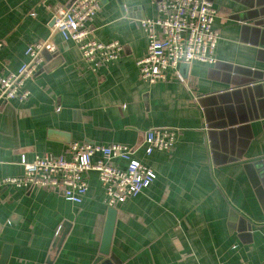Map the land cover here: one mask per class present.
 <instances>
[{
    "label": "crops",
    "instance_id": "crops-1",
    "mask_svg": "<svg viewBox=\"0 0 264 264\" xmlns=\"http://www.w3.org/2000/svg\"><path fill=\"white\" fill-rule=\"evenodd\" d=\"M69 1L0 0V76L18 70L28 44L55 45L25 81L27 97L0 109V178L21 177L22 157L68 156L72 142L125 144L155 178L113 206L105 256L109 206L94 170L79 204L46 188L0 187L5 264H264V208L244 168L252 164L264 192V0H211L215 62L181 64L183 81L152 83L136 65L147 45L139 20L155 17L159 0H98L91 36L123 50L96 66L52 31L54 7ZM160 127L174 129V145L147 155L144 134Z\"/></svg>",
    "mask_w": 264,
    "mask_h": 264
},
{
    "label": "built area",
    "instance_id": "built-area-1",
    "mask_svg": "<svg viewBox=\"0 0 264 264\" xmlns=\"http://www.w3.org/2000/svg\"><path fill=\"white\" fill-rule=\"evenodd\" d=\"M98 4V0H70L65 5H56L52 13V31L74 43L80 60L94 66L117 59L123 50L116 40L100 42L91 36L89 24ZM155 9V17L139 20L147 45L136 65L144 81L152 83L173 76L183 81L179 65L215 62L218 34L213 27L216 8L211 0H159L155 2ZM54 50L55 45L48 38L27 45V59L18 70L0 76V109L9 100L27 97L25 81L41 69L43 52ZM174 140V129L150 128L144 134L142 145L149 155L155 150H171ZM67 154L44 153L31 161L22 157L23 175L1 177L0 187L46 188L58 192L68 202L79 204L88 188L85 173L94 170L104 189V203L113 207L136 196L155 178L153 170L134 158L133 151L122 143L72 142ZM95 154L100 158L93 161ZM115 158L125 161V166L113 164Z\"/></svg>",
    "mask_w": 264,
    "mask_h": 264
},
{
    "label": "water",
    "instance_id": "water-1",
    "mask_svg": "<svg viewBox=\"0 0 264 264\" xmlns=\"http://www.w3.org/2000/svg\"><path fill=\"white\" fill-rule=\"evenodd\" d=\"M53 23V20H52ZM139 145V144H138ZM244 168L246 169L252 185L255 188V193L257 197L259 198V201L261 205L264 208V192L259 184L258 177L254 171V168L251 163L245 164ZM115 213L116 210L114 207H108L107 208V213H106V218L102 230V235H101V241L99 245V254L100 256H105L109 254V246H110V240H111V235H112V229H113V224H114V218H115ZM68 223L63 224V228L60 229V234L58 237H56L54 246L59 247L66 232L68 231ZM9 253V245H4L2 251L0 252V264H5L7 257ZM98 257L97 259H99Z\"/></svg>",
    "mask_w": 264,
    "mask_h": 264
}]
</instances>
